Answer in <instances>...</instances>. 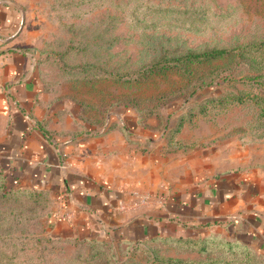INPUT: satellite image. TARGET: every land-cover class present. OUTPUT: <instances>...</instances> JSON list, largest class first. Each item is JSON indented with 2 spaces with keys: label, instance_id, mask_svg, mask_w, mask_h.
I'll use <instances>...</instances> for the list:
<instances>
[{
  "label": "rangeland",
  "instance_id": "1",
  "mask_svg": "<svg viewBox=\"0 0 264 264\" xmlns=\"http://www.w3.org/2000/svg\"><path fill=\"white\" fill-rule=\"evenodd\" d=\"M10 1L23 18L17 48L31 57L42 101L79 107L101 134L112 124L130 148L157 153L160 179L149 181L166 203L179 189L231 171L256 173L264 185V78L247 80L264 77V0ZM220 48L230 53L192 65L191 73H139ZM6 128L0 112V264H264V252L222 244L237 239L213 228L176 238L169 218L160 236L54 234L50 190L18 186L9 172L1 154Z\"/></svg>",
  "mask_w": 264,
  "mask_h": 264
},
{
  "label": "crops",
  "instance_id": "2",
  "mask_svg": "<svg viewBox=\"0 0 264 264\" xmlns=\"http://www.w3.org/2000/svg\"><path fill=\"white\" fill-rule=\"evenodd\" d=\"M22 23L17 6L0 0V112L7 126L1 154L15 184L50 190L54 234L137 239L165 234L169 218L173 232L213 228L264 252V185L256 173H221L166 203L149 181L160 179L157 153L130 148L116 128L87 132L76 106L42 101L31 57L17 48ZM143 195L149 200L140 204Z\"/></svg>",
  "mask_w": 264,
  "mask_h": 264
},
{
  "label": "trees",
  "instance_id": "3",
  "mask_svg": "<svg viewBox=\"0 0 264 264\" xmlns=\"http://www.w3.org/2000/svg\"><path fill=\"white\" fill-rule=\"evenodd\" d=\"M230 53V51H228L227 49L224 48H220V49H211V50H205V51H201V52H195V51H188L183 55H179V56H175L172 57L171 60L163 62V64H152L151 66H149L146 69H142L141 71H139L140 75L142 76L143 74H147V73H153L155 70H157V67L161 68V70L164 69H175L181 73H191L192 72V65H196V64H200V63H204L206 61H211V60H215V59H219V58H223L225 56H227ZM144 76V75H143ZM264 77H257V76H253V77H247V80L249 81H254V82H260L259 79H263ZM259 80V81H258ZM249 97L251 99H256L258 100L261 97H257L254 95H250L248 93H245L243 95V97ZM79 109V107H77ZM80 113V111H79ZM79 117V116H78ZM80 118V117H79ZM81 123L85 126V128L87 129V132H96L97 131V124L95 123H90L85 121L83 118H80ZM112 124H109L108 128L106 130H110V128L112 127ZM122 128L125 130L126 136L128 138L131 137V133L127 130V126L124 125V123L122 124ZM131 139V138H130ZM24 190V189H23ZM26 190V189H25ZM7 194H17L19 192H26V191H20V189L18 188H9L7 190L4 191ZM32 194H34V191H32ZM156 236H160V235H156ZM176 238L178 237H183V236H187V237H195L194 235H191L190 233H176ZM164 237V236H161ZM89 240L92 241H97L96 238H87ZM212 239H216V237H205L203 238L201 241L203 242H207L208 240H212ZM223 241V240H222ZM101 243H109L107 240H102ZM222 244H225L227 246H237L239 248H241L242 250L248 252L250 248V246L241 243L238 240H224V242Z\"/></svg>",
  "mask_w": 264,
  "mask_h": 264
},
{
  "label": "built area",
  "instance_id": "4",
  "mask_svg": "<svg viewBox=\"0 0 264 264\" xmlns=\"http://www.w3.org/2000/svg\"><path fill=\"white\" fill-rule=\"evenodd\" d=\"M148 200H149V195H143L140 197L139 203L143 204V203L147 202Z\"/></svg>",
  "mask_w": 264,
  "mask_h": 264
}]
</instances>
